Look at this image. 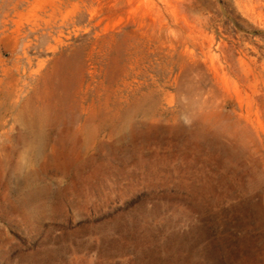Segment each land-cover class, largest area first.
Instances as JSON below:
<instances>
[{"label":"rangeland","instance_id":"rangeland-1","mask_svg":"<svg viewBox=\"0 0 264 264\" xmlns=\"http://www.w3.org/2000/svg\"><path fill=\"white\" fill-rule=\"evenodd\" d=\"M0 264H264V0H0Z\"/></svg>","mask_w":264,"mask_h":264}]
</instances>
